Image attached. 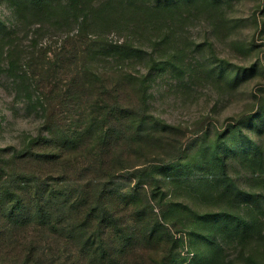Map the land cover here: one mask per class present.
Masks as SVG:
<instances>
[{
  "label": "rangeland",
  "instance_id": "obj_1",
  "mask_svg": "<svg viewBox=\"0 0 264 264\" xmlns=\"http://www.w3.org/2000/svg\"><path fill=\"white\" fill-rule=\"evenodd\" d=\"M0 264H264V0H0Z\"/></svg>",
  "mask_w": 264,
  "mask_h": 264
}]
</instances>
